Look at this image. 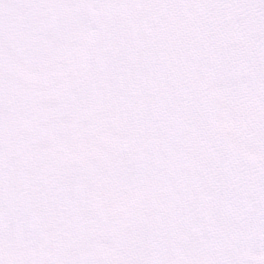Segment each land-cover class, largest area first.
Instances as JSON below:
<instances>
[{"label": "snow or ice", "instance_id": "1", "mask_svg": "<svg viewBox=\"0 0 264 264\" xmlns=\"http://www.w3.org/2000/svg\"><path fill=\"white\" fill-rule=\"evenodd\" d=\"M0 264H264V0H0Z\"/></svg>", "mask_w": 264, "mask_h": 264}]
</instances>
